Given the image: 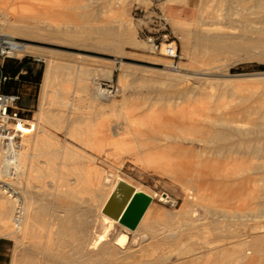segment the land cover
Masks as SVG:
<instances>
[{
    "label": "rangeland",
    "instance_id": "obj_1",
    "mask_svg": "<svg viewBox=\"0 0 264 264\" xmlns=\"http://www.w3.org/2000/svg\"><path fill=\"white\" fill-rule=\"evenodd\" d=\"M262 2L0 0V34L30 43L36 69L43 67L38 105L22 110L35 127L23 135L30 154L20 176L43 209L24 240L0 233V264H264ZM151 39L176 44L179 69ZM50 61L60 67L42 103ZM97 78L120 92L100 95ZM218 171L226 172V191L216 196ZM118 173L153 193L151 210L135 229L114 222L92 248L104 226L105 176ZM0 198L12 202L1 190ZM242 240L256 247L245 259L236 253Z\"/></svg>",
    "mask_w": 264,
    "mask_h": 264
},
{
    "label": "bare ground",
    "instance_id": "obj_2",
    "mask_svg": "<svg viewBox=\"0 0 264 264\" xmlns=\"http://www.w3.org/2000/svg\"><path fill=\"white\" fill-rule=\"evenodd\" d=\"M261 5H263V2H262V0H261ZM249 7V6H248ZM252 10V9H251ZM249 11V10H248ZM236 14V13H235ZM247 18V17H246ZM230 23V22H229ZM253 24V23H252ZM131 25V24H130ZM260 25V24H259ZM216 26V25H215ZM213 27V26H212ZM238 27V26H237ZM238 28H240V27H238ZM251 29V28H250ZM64 32V31H63ZM203 32V31H202ZM232 32V31H231ZM65 33H66V31H65ZM115 33V32H114ZM52 34H56L55 32H53ZM247 34V33H246ZM251 34V33H250ZM227 36V35H226ZM225 36V37H226ZM247 36V35H246ZM219 37L220 36H218V35H213V40H218L219 39ZM242 37V36H241ZM57 38V37H56ZM118 38V37H117ZM121 38H123V37H121ZM235 38V37H234ZM102 38H101V35H99V37L98 38H96V40H101ZM226 39H228V42L227 43H229V44H227L228 46H230L231 45V43H230V41H229V37H227ZM95 40V39H94ZM123 40V39H122ZM122 40H121V42H122ZM261 41V40H260ZM260 41H256L257 42V44H258V46H260L261 44V42ZM263 41V40H262ZM251 42V41H250ZM123 43V42H122ZM264 43V42H263ZM255 45V44H254ZM119 46V45H118ZM214 46V45H213ZM233 46L234 47H236L238 50L239 49H241L242 47H243V45L242 44H240V42H238V43H235V44H233ZM222 47V46H221ZM245 48H247V49H250V48H252V44H247V46H245ZM263 51H264V48H263ZM55 60V59H54ZM58 64H60V63H58ZM55 61H50L49 63H48V65H47V67H46V72H45V76H44V81H43V88H42V103L45 101V99L47 98V95H48V91H49V89H50V87L51 88H53L51 85H52V82H53V80H54V78H55V74H56V71L59 69L58 67H60V65H58ZM62 66V65H61ZM58 73V72H57ZM109 74V73H108ZM186 75V74H185ZM189 76V75H188ZM183 79V78H182ZM175 80H177V79H175ZM55 81V80H54ZM54 84V83H53ZM41 103V104H42ZM44 103H46V101L44 102ZM115 104V103H114ZM43 105V104H42ZM41 105V106H42ZM43 107V106H42ZM43 113V112H42ZM222 121V120H221ZM224 121V120H223ZM29 122H32L31 123V126H27V125H22V128H23V135L24 134H26L27 135V133H29V132H31L33 129H34V127H35V124H34V122L32 121V119H29ZM222 123V122H221ZM229 123V122H228ZM106 124V123H105ZM230 124V123H229ZM37 126V125H36ZM107 127V126H106ZM110 127V126H109ZM108 127V128H109ZM258 131H263L264 130V123H259L258 125H257V128H256ZM38 131V130H37ZM41 132V131H40ZM223 132L224 131H221V133L220 134H223ZM30 134V133H29ZM224 135V134H223ZM214 136V135H213ZM225 136V135H224ZM222 137L220 140H218L221 144H223L221 147H219V149H218V151L217 152H219V154L221 155V156H223L225 153H226V151L228 150V149H226V147L224 146V145H226L225 144V141H226V139H225V137ZM25 137V136H24ZM45 138V137H44ZM175 139V138H174ZM201 140H203L204 142H205V145H207V146H209V144H210V138L209 139H202L201 138ZM216 140V139H215ZM40 143H42V142H40ZM250 143V142H249ZM43 145H44V143H42ZM41 145V144H40ZM42 146V145H41ZM45 146V145H44ZM44 146H42V147H44ZM228 146V145H227ZM229 146H231V145H229ZM255 147V146H254ZM38 148H39V146H38ZM205 148H206V146H205ZM40 149V151H44V152H46V149L45 148H39ZM39 149H37V150H39ZM44 149V150H43ZM48 149V148H47ZM258 149L259 150H262V148H259L258 147ZM24 151V150H23ZM27 151V150H26ZM22 152V149L18 152V155H17V158H16V181L19 183V185L22 187V193L24 194V191H25V193H26V196H27V202L24 200V204H25V208H26V217H25V220H24V222H23V224L19 227V228H16V227H14V229L13 230H8V229H10V225H8V222H10V220H8V218L10 217V216H12V214H13V218H14V214H15V210H16V202L14 201V199H12V202L11 201H7V199L5 200V199H2V198H0V220H2V222H0V233H2V232H7V233H12V232H14L15 234H16V236L17 237H19V236H22V239L24 238V237H26V236H28L29 234H31V232H32V230H34V228H35V226H37V225H39V219H40V213H41V210L43 209V206L42 205H39L38 203H41V202H37V197L35 196V194H34V190H33V188H32V184L28 181V183H27V185L25 186V188H24V190H23V184H22V180H20V176H23L24 174H25V168H24V164H25V161L27 160H25L24 161V158H23V155H29L30 153H28V152ZM29 151V150H28ZM38 152V153H40V154H42V152ZM256 151V150H255ZM206 152H208L207 150H206ZM39 155V154H38ZM108 155V154H107ZM154 157H156L157 155L156 154H154L153 155ZM157 157H159V156H157ZM3 160H4V156H3V153H1L0 152V174H1V178H3V177H6V173H5V171H4V168H3ZM156 161V160H155ZM53 163V162H52ZM222 166V165H221ZM26 167V166H25ZM216 168V167H215ZM52 169V168H51ZM54 169V168H53ZM224 170V169H223ZM210 174H212V172L210 173ZM213 175L214 176H216L219 180H218V183H217V185L219 186H217V189H216V191H215V195L216 196H219V195H221L222 193H224L225 191H226V187L223 185V180L226 178V172L225 171H218V172H213ZM113 177H115L114 179H113ZM121 179H125V180H127L124 176H122V175H120L119 173L118 174H116L115 176H114V174H109V175H106L105 176V182H106V184H109L110 185V189H109V191H108V193L106 194V197H105V200H104V202L102 203V205H101V209H103V207H104V205H105V203L107 202V200H108V198H109V196H110V194L112 193V191H113V189L115 188V186H116V184L118 183V181L119 180H121ZM24 183V182H23ZM133 183V182H132ZM135 185V184H134ZM202 185V184H201ZM42 186V185H41ZM41 186H39V187H41ZM138 189H141L138 185H135ZM186 186V185H185ZM205 186V185H204ZM223 186V187H222ZM38 187V188H39ZM42 187H44L45 188V186H42ZM208 187V186H207ZM211 187V186H210ZM212 188V187H211ZM143 189V188H142ZM144 191H146V190H144ZM192 191V190H191ZM148 192V191H147ZM213 192V194H214V191H212ZM36 193V192H35ZM151 194V193H150ZM202 194V193H201ZM36 195H38V194H36ZM152 196H153V193H152ZM7 197H8V195H7ZM40 197V196H39ZM200 197V196H199ZM6 198V197H5ZM10 199V198H9ZM40 198H38V200H39ZM198 201V200H197ZM150 206V205H149ZM193 206V205H192ZM150 209V208H149ZM147 210L146 212H145V214H144V216H143V218H142V220H141V222L140 223H142V222H144L145 220H146V218L148 217V214H149V212H150V210ZM207 210H208V212H212L211 211V206L209 205V206H207ZM261 210V209H260ZM149 211V212H148ZM197 211V210H196ZM264 216V215H263ZM102 217H103V222H104V226H103V229H101V230H99L98 232H96V234H95V236L93 237V239H92V241H90V244H91V247L92 248H98L101 244H103L105 241H106V239H107V237H109L108 235H109V231H110V228L112 227V225L114 224V222H116L117 220L115 219V218H113L112 216H110L109 214H107V213H105V212H103L102 211ZM12 218V217H11ZM12 218V219H13ZM50 218H51V215H50ZM10 219V218H9ZM11 219V220H12ZM8 220V221H7ZM51 220V219H50ZM170 227V226H169ZM217 229H220L221 227H223L222 225H218V226H215ZM47 229V228H46ZM220 230H222V229H220ZM39 235V234H38ZM121 235V234H120ZM15 236V235H14ZM251 236V235H250ZM53 237V236H52ZM166 237V236H165ZM175 237V236H174ZM173 237V238H174ZM249 237V236H248ZM54 238V237H53ZM247 238V237H246ZM24 240V239H23ZM89 240V239H88ZM173 241H174V239H172ZM120 241L121 242H124V238L123 237H121L120 238ZM167 241V240H166ZM165 241V242H166ZM243 241V240H242ZM51 242V241H50ZM250 242H251V240H250ZM249 243V242H248ZM248 243L247 244H245V242L243 241V242H241V246L238 248V252H236V253H238L239 255H240V257L242 256V257H244V256H246V258L248 257V254L249 253H251V252H256V247L254 248L253 246H250V247H248L247 246V248L245 247V245H248ZM40 244V243H39ZM171 244V243H170ZM170 244H168V245H170ZM252 244H253V242H252ZM20 245V244H19ZM53 245V244H52ZM167 245V244H166ZM251 245V244H250ZM18 246V245H17ZM50 246V245H49ZM165 246V245H164ZM194 248V247H193ZM197 248V247H196ZM183 249V248H182ZM189 249V248H188ZM198 249V248H197ZM196 249V250H197ZM243 249H246V251H243ZM54 250V249H53ZM56 250V249H55ZM190 250H192V248H190ZM196 250H195V253H196ZM170 251V250H169ZM169 251H167L168 252V254L167 253H165V256H166V254H167V256H172V257H175V258H178V256L177 255H171V253L169 252ZM181 251L182 250H180V254H181ZM185 251V250H184ZM186 251L188 252V250L186 249ZM37 252V251H36ZM59 252V251H58ZM178 252V251H177ZM190 252H192V251H190ZM193 252H194V249H193ZM197 252H200V251H198L197 250ZM205 252V251H204ZM38 253V252H37ZM201 253H203V251L201 252ZM183 254V253H182ZM194 254V253H193ZM205 254V253H204ZM237 254V255H238ZM162 255H164V254H162ZM185 255V254H184ZM201 255H203V254H201ZM200 255V256H201ZM166 256V257H167ZM204 256V255H203ZM239 257V258H240ZM160 258H162V257H160ZM159 258V259H160ZM170 258V257H169ZM201 258V257H200ZM206 258V257H205ZM54 259V258H53ZM167 259H168V257H167ZM235 259V258H234ZM244 259H245V257H244ZM156 260H157V258H156ZM155 259H154V261H156ZM162 260H164V259H162ZM169 260V259H168ZM193 260V259H192ZM196 260V259H195ZM236 260V259H235ZM238 260V259H237ZM236 260V261H237ZM243 260V259H242ZM249 260V259H248ZM117 261V260H116ZM154 261H153V263H154ZM159 260H157V264L159 263L158 262ZM172 261V260H171ZM174 261V260H173ZM172 261V262H173ZM169 262V261H168ZM246 262V261H245ZM107 263V262H106ZM174 263H175V261H174ZM45 264V263H44ZM167 264V263H166ZM169 264V263H168ZM170 264H171V262H170ZM190 264H192V263H190Z\"/></svg>",
    "mask_w": 264,
    "mask_h": 264
},
{
    "label": "built area",
    "instance_id": "obj_3",
    "mask_svg": "<svg viewBox=\"0 0 264 264\" xmlns=\"http://www.w3.org/2000/svg\"><path fill=\"white\" fill-rule=\"evenodd\" d=\"M154 50L164 52L174 59L172 67L179 69L175 59L179 56L178 48L174 42L164 43L151 39ZM27 41L8 34H0V152L3 153V168L6 177L0 179V190L9 195L16 202L13 225L19 228L26 217V208L22 187L16 181V158L23 147V128L27 119L21 112L19 92L4 90L10 75L5 71L4 64L7 58H23L30 56ZM35 59H39L36 57ZM97 87L100 95L111 96L120 92V86L113 80L97 78Z\"/></svg>",
    "mask_w": 264,
    "mask_h": 264
},
{
    "label": "water",
    "instance_id": "obj_4",
    "mask_svg": "<svg viewBox=\"0 0 264 264\" xmlns=\"http://www.w3.org/2000/svg\"><path fill=\"white\" fill-rule=\"evenodd\" d=\"M152 199V195L148 192L138 189L125 179H121L110 194L103 207V212L124 226L135 229L141 222Z\"/></svg>",
    "mask_w": 264,
    "mask_h": 264
},
{
    "label": "trees",
    "instance_id": "obj_5",
    "mask_svg": "<svg viewBox=\"0 0 264 264\" xmlns=\"http://www.w3.org/2000/svg\"><path fill=\"white\" fill-rule=\"evenodd\" d=\"M14 59V58H13ZM11 60V58H7L6 61ZM33 60V64L30 65V61ZM37 60L30 56H25L20 60H13L15 64L10 65L9 62L4 64L5 71L11 76L10 79L6 82L4 86V90L7 92H20L17 88L15 90H9L7 86H11L14 84H18L21 80H29L32 81L35 85H39L42 80L43 75V67H40L38 70L35 67V63ZM22 68L27 70L26 73H21ZM19 75V78L16 79V76ZM22 98V95H21ZM21 101V100H20Z\"/></svg>",
    "mask_w": 264,
    "mask_h": 264
},
{
    "label": "crops",
    "instance_id": "obj_6",
    "mask_svg": "<svg viewBox=\"0 0 264 264\" xmlns=\"http://www.w3.org/2000/svg\"><path fill=\"white\" fill-rule=\"evenodd\" d=\"M27 70L22 68L21 73H26ZM19 78V75L16 76V79ZM35 84L29 80H21L18 84L9 85L7 88L9 90H15L16 88L20 90L22 98L20 101L21 112L24 115L23 111H32L36 108L39 102L38 94L36 92ZM23 110V111H22ZM5 252L0 251V255H3Z\"/></svg>",
    "mask_w": 264,
    "mask_h": 264
}]
</instances>
